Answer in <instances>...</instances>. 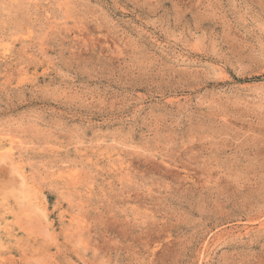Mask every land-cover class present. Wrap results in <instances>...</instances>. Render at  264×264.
<instances>
[{
	"label": "rangeland",
	"instance_id": "1",
	"mask_svg": "<svg viewBox=\"0 0 264 264\" xmlns=\"http://www.w3.org/2000/svg\"><path fill=\"white\" fill-rule=\"evenodd\" d=\"M0 264H264V0H0Z\"/></svg>",
	"mask_w": 264,
	"mask_h": 264
},
{
	"label": "bare ground",
	"instance_id": "2",
	"mask_svg": "<svg viewBox=\"0 0 264 264\" xmlns=\"http://www.w3.org/2000/svg\"><path fill=\"white\" fill-rule=\"evenodd\" d=\"M14 173V172H13ZM12 177V176H11ZM14 178H15V176H14ZM21 178V177H20Z\"/></svg>",
	"mask_w": 264,
	"mask_h": 264
}]
</instances>
